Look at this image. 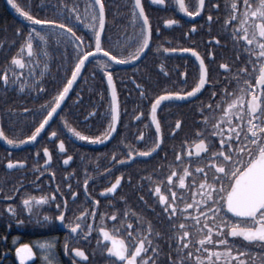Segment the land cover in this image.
Here are the masks:
<instances>
[{
    "label": "snow or ice",
    "instance_id": "obj_1",
    "mask_svg": "<svg viewBox=\"0 0 264 264\" xmlns=\"http://www.w3.org/2000/svg\"><path fill=\"white\" fill-rule=\"evenodd\" d=\"M127 2L131 15L129 25L125 27H130L131 31L127 33L126 37L124 33H121L116 38L120 49L117 52L114 47H104L105 43L111 44L113 40L111 24L107 17L108 0H87L83 4V14H81V0H75L74 3L58 0L55 7L45 9L44 16L32 14L31 0H28L27 5H22L19 0H7L8 5L28 22V30L27 34L23 35L22 43L16 53L11 55L9 63L5 65L3 71H0V88L17 84L18 90L27 87L34 93L38 91L43 94L46 88L41 76L45 75V70L48 67L50 56L48 45L51 41H55L57 47L64 50L65 63L68 62L67 52L71 50L72 63L70 72L67 68L60 67V71L65 73L66 78L61 79L58 88L54 90V94L49 99L45 100L43 104L37 105L39 112L33 113V118L35 119L37 116L40 118L31 128L30 134L23 135L22 139L10 138L4 129L0 128V140H3L7 145H22L26 142L36 141L38 134L42 132V129H45L50 119L57 113L73 82L78 78L86 59L99 57L101 54L103 59L97 60V66L103 73V81L107 83V96L110 97V105L105 100L104 108L101 109L100 125L103 126L104 131L98 135H86L72 127L63 115L60 116V121L69 136H74L80 141L101 144L113 136L121 114L118 109L114 76L110 69L113 64L139 63L138 58L143 59L146 50L153 47L150 17L146 14L142 0H127ZM151 2L162 7H175L188 17L203 15L206 3L209 13L213 10L218 11L213 0H151ZM225 10L223 25L228 26L230 21L233 22L231 35L235 38L234 47L239 49L238 42L243 40L245 42L244 51L248 56L245 64L233 74V88L228 89L225 85L219 88L218 93L213 91L209 99L214 100L215 104L203 106L204 112L222 108V112L214 124L210 123L213 117L209 115L203 117V123L213 129L211 134L208 135L206 131H198L195 134L194 142L179 146V150H175V163L178 166L182 165V170L179 167H172L170 162V171L166 176L167 184L163 186L156 184L152 191L153 201L155 202L158 198V203L163 211L170 218L175 219L178 200L185 198L189 187L192 189L191 202L179 205V212L188 223L181 221L178 227L175 224L170 225L172 234L168 237L169 247L171 248V242L174 240L175 257L169 254L167 264H264V0H255V2L243 0L242 4L237 0H230V2L226 0ZM49 12L53 13L51 17L48 16ZM212 20L213 17L209 14L204 21L209 24V32H211ZM162 23L168 26L179 24V21L165 18ZM81 26L88 30L86 35L77 34ZM50 29L51 31H49ZM190 29L195 32L197 25L192 23ZM20 31V28L16 29L17 34ZM105 31L108 32L107 36L104 35ZM156 32H160L159 27L156 28ZM183 36L187 38L189 31H185ZM208 39L209 42L217 41L215 35H209ZM160 49L164 53H187L194 57V79L189 84L186 71L181 70L178 83L186 85L187 90H184L183 87L170 90L176 86L177 82H173L172 85H165V88L158 94H153L151 87L146 90L144 84H137V88L140 89L138 99L141 101L150 99V104L147 105V117L151 123L149 125L146 120L143 126L144 130L139 135L134 133V143L124 145L129 150L126 156L122 155L120 160L115 161L117 165H121L125 161L131 162L134 157H149L150 154L159 151V147L162 145V125L158 121L157 115L158 106H162V102L172 104L175 101L193 98L205 87L206 83L211 82L212 71L231 70L230 65L225 62L219 63L218 69H214L210 63L206 64L196 47H165L161 43L153 51L159 52ZM25 52L28 54V59L26 62H22L20 57ZM37 52L39 56L36 55ZM207 57L209 60L214 58L211 48L207 52ZM236 59L239 60V55ZM30 65L39 66L40 75L32 72L29 77L27 70ZM156 67L161 68L162 72L164 71L162 65H156ZM22 73L24 75L21 79ZM253 77L254 82H251ZM37 82L40 84L39 89L36 87ZM133 83L136 82L133 81ZM212 87H216V85L213 84ZM98 95L102 99L105 98L103 92ZM139 106L143 108V104ZM196 110L201 112V107ZM21 111L27 113L28 110L22 109ZM88 115L91 116L92 113L90 112ZM138 117H142L141 111H136L131 119L137 120ZM222 122L224 127L228 128L227 138L222 130H215ZM181 126L180 119L175 120L174 126L168 125L173 133L177 132ZM149 127L155 129L154 139L151 138L152 134L147 131ZM57 135H63V131L47 132V137L55 140V147L63 156V164L67 165L72 158L70 155L64 154L67 141L56 139ZM211 137H218L219 148L210 151L209 154L208 149L213 147ZM145 141L149 142L148 147L144 149L134 147L135 143H144ZM119 143L124 144L123 134ZM42 151L43 168L50 170L49 148L45 146ZM202 154L206 163L195 167L193 173L192 165L185 163L184 160H191L193 156L200 157ZM33 155L34 158L40 159L35 153ZM113 157H110V161ZM14 166L24 167L25 160L7 159L6 167L12 169ZM33 167L37 171L39 170L36 165ZM156 167L159 169L161 165L158 164ZM104 174L109 175L107 168L104 169ZM201 174L203 175L201 176ZM87 175L84 184L88 183ZM148 179L151 180V177ZM189 180L191 181L190 185ZM197 180L199 191L196 190ZM121 181L122 175L116 174L115 179L100 189L101 194L112 193ZM64 188L71 192L73 199L77 197L78 193L72 191L69 185L65 184ZM58 190L54 189V191ZM167 193H171V196L169 197ZM84 195L87 199V189H85ZM120 199L123 200L124 197ZM140 199L143 200V197ZM54 200L56 197L50 194L26 195L21 203L24 206L23 211L31 213L33 207L38 209L39 205ZM66 204L67 201H65L64 207L58 205V214L54 218L56 221L64 223ZM91 205L92 213H95L97 201L92 199ZM6 210L15 215L13 206L6 205ZM86 211L78 212L72 221L64 223V227L71 233L78 234L77 238H79L78 230H82V224L77 221L85 218ZM129 212L130 209L124 212L122 222L127 221ZM116 215L117 210L114 209L112 216ZM100 216L101 220L97 222L100 226L98 227L96 249H99L102 254H107L105 264H159L157 256L161 253L158 246L154 245L149 237L151 235L158 237L161 233L153 234L150 225L143 230L137 227L134 232L131 230L132 224L128 225L127 233H122L121 228L104 226V213H100ZM112 216H109L108 219L111 220ZM50 219L52 218L45 214L39 218L38 222L46 224ZM201 220H203L202 225L200 224ZM87 224V231H82L84 238H89L88 231H92L94 228L91 219L87 220ZM189 224H192V231L185 230ZM197 229L199 238L193 241L191 236ZM100 241L104 243H100ZM249 245L257 246L262 251L259 253L252 251ZM40 247L45 250L41 254L42 264H59L50 242L41 243ZM64 247L65 253L69 254L67 242ZM148 247H151L150 253L147 251ZM32 255L33 251L29 244H19L15 248V257L19 264H25V261ZM71 255L81 258L80 264H87L86 253L82 248L72 247ZM72 264H77L74 258Z\"/></svg>",
    "mask_w": 264,
    "mask_h": 264
},
{
    "label": "flooded vegetation",
    "instance_id": "obj_2",
    "mask_svg": "<svg viewBox=\"0 0 264 264\" xmlns=\"http://www.w3.org/2000/svg\"><path fill=\"white\" fill-rule=\"evenodd\" d=\"M33 0H31V8H33ZM38 9L45 14V9L55 7L58 0H34ZM1 2L4 3L3 7ZM22 5H27L28 0H19ZM68 2H75V0H65ZM87 0H81V14H83V4ZM217 5V10L211 13L207 10V3L204 9V14H198L196 17H188L180 13L175 7H162L155 5L151 0H142L146 9V14L150 17L152 48L146 50L143 59L138 58L139 63L131 62L127 64H113L110 71L114 76V86L117 92L118 109L120 117L118 119V127L113 136L108 141L101 144H92L86 141H80L74 136H69L63 123L60 121V116L63 115L67 122L82 134L91 135L99 134L104 131L101 122V109L104 108L105 100L110 105V97L107 96V83L103 81V73L97 66V60L103 59L102 54L99 57H90L85 61L78 78L73 82L72 87L66 94L57 113L45 129L38 134V139L31 143H24L22 145H7L0 140V262L11 261L17 264L15 257V248L19 244H29L33 251L26 264H31L37 254L41 257L44 249L40 247L41 243L50 242L52 249L56 255L59 264H72L73 258L80 264L81 258H75L71 255L72 247H80L86 253L87 264H105L106 253H101L96 249L98 241V227L97 222L101 220L100 213H104L103 223L108 228H121L122 233L129 231L128 225L132 224V231H136L139 227L143 230L147 226H151L152 233L159 232L160 236L151 235L152 243L159 248L160 255L157 256L159 264H167L168 256L171 254L175 257V241L171 242L169 247L168 237L172 234L171 224L177 227L181 221L188 223L182 214L179 212V205L191 202L192 189L189 187L185 198L178 200L177 215L175 219L170 218L167 213L163 211L158 203V198L154 202L152 191L156 184L166 185V176L169 174V164L172 167H179L182 170V165L178 166L175 163V150H179V146L192 143L196 139L198 131H206L208 135L213 129L203 123V117L209 115L213 117L210 123L214 124L216 118L220 116V110L203 111V106H211L215 104L214 100H210L213 91L219 92L220 87L227 86L228 89L233 88V74L245 64L248 56L244 51V41L240 40V48L234 47L235 38L231 35V27L233 22L230 21L228 26L223 25V20L226 15L225 2L226 0H213ZM230 2V0H228ZM242 4L243 0H237ZM255 2V0H250ZM0 7L4 14H0V18L5 19L6 22L1 23L2 30L14 32V20L27 21L20 19L11 8L7 5V0H0ZM107 17L111 24V31L113 33V40L111 44L105 43L104 47H114V50L119 52V45L117 44V37L124 33L131 31V28H126L129 25V17L131 15L128 11L127 0H108L106 5ZM8 10L10 11L8 13ZM212 15L211 32H209V24L204 23L206 16ZM41 13L38 14V16ZM52 12L48 13L51 17ZM15 18V19H14ZM165 18H172L179 21V24L165 26L162 21ZM195 23L197 30L192 32L190 25ZM0 26V28H1ZM160 28V32H156V28ZM21 35L27 34V28H21ZM227 29V30H226ZM51 31V29L49 30ZM87 29L82 26L77 34L86 35ZM189 31V36L185 38L183 33ZM18 34V35H19ZM105 31L104 35L107 36ZM209 35H215L217 41L209 42ZM243 35V33H240ZM22 43V42H21ZM18 42L9 43L8 51L11 55L16 53L17 48L20 47ZM163 43L165 47L175 46H191L196 47L201 53L202 58L205 59L206 64H211L214 69L219 68V63L225 62L230 65V71L219 70L211 72V82L206 83L205 87L196 94L193 98L175 101L172 104L162 102V106H158V121L162 125V145L159 151L150 154L149 157H134L131 162L125 161L121 165H117L115 161L120 160L122 155H127L129 150L124 145H132L134 143V133L139 135L144 130L145 121L150 120L147 117V105L150 104V99L141 101L140 89L137 84H144L147 90L151 87L153 94H158L160 90L165 88V85H172L177 82L175 87L170 90H177L183 87L187 90L186 85H180L179 71L184 70L188 76V83L193 79V64L194 57L187 53H164L162 49L159 52L153 51L159 44ZM211 48L214 52V58L209 60L207 52ZM49 60L48 67L45 70V75L41 76L46 90L43 94L32 92L25 87L23 90H18L17 84L0 88V109L2 116L0 119V128H3L10 138H23V135L30 134L31 128L38 122L39 116L33 118V113L39 112L37 105H41L45 100L49 99L54 94L65 77V73L60 71L63 66L70 72L72 63L71 50L67 52L68 62L65 63L64 50L58 48L55 41H51L48 45ZM39 56V53H36ZM239 55V60L236 59ZM22 62L28 59L27 52L21 55ZM9 63V58L1 65L4 70L5 65ZM156 65L163 66L161 68ZM186 65V67H185ZM15 67V66H13ZM198 68V65H197ZM108 70V69H106ZM29 77L32 72L40 75L41 69L39 66L30 65L28 70ZM167 73V75H165ZM24 73L21 74V79ZM135 81L136 83H133ZM251 82H254V77ZM215 84L216 87H212ZM37 89L40 84L37 82ZM8 88V91L5 89ZM3 90V92H1ZM103 92L104 99L98 93ZM16 103H13L14 100ZM143 104V108L139 105ZM201 107V112H197V108ZM22 109H27V113L22 112ZM14 110V111H13ZM94 110V111H93ZM136 111H141L142 117L137 120H132L131 116L135 115ZM6 112V113H5ZM92 113L91 116L88 113ZM180 119L182 126L175 133L171 132L169 124L175 125V120ZM234 119V117H233ZM63 131V135H57L56 139L66 140V147L64 154L70 155L72 158L68 164H63V156L59 154V149L55 147V140L47 137L48 131ZM216 131H223L227 138L228 128L224 127L223 122ZM152 134L154 139L155 129L149 127L147 129ZM123 134L124 144H120ZM213 147L208 149V153L212 150H218V137H211ZM48 147L51 159L48 161L50 170L43 168V147ZM149 146V142L135 143L134 147L144 149ZM115 156L113 157V153ZM36 154L40 159L34 158ZM110 157L113 159L110 161ZM23 159L25 160L24 167L14 166L12 169L6 167L7 159ZM185 163L192 165L191 171L200 166L201 163H206V159L202 154L200 157L193 156L191 160H184ZM161 165L158 169L156 166ZM36 165L38 171L34 169ZM109 170V175L104 174V169ZM67 174V175H66ZM90 174V175H87ZM116 174L122 175V181L112 193L101 194L100 189L106 187L111 180L115 179ZM88 178V183L84 184V179ZM203 174H201L202 176ZM151 177V180L148 178ZM187 179V178H186ZM189 185L191 181H188ZM69 185L72 191L78 193L76 198L71 197V192L64 188V185ZM54 189H59L54 191ZM87 189V199L84 191ZM198 189V180L197 187ZM50 194L55 196L56 200L49 203L39 205L36 209L33 207L31 213L23 211V204L21 200L26 195H45ZM170 197L171 193H167ZM63 197V199H61ZM124 197L123 200L120 198ZM143 197V200L140 199ZM97 201V211L92 213L91 201ZM66 204V214L64 216V223H68L76 217L80 211H86V216L83 220L77 221L82 224V230H78V234H73L64 227V223L56 221L54 218L58 214L57 207ZM6 205H11L15 209V215L10 214L6 210ZM117 210V215L112 216L113 210ZM130 209L127 221L122 222L124 212ZM202 211V209H201ZM45 214L49 215L50 219L46 224L38 222L39 218ZM112 216L109 220L108 217ZM91 219L94 224L92 231H88V237L84 238L82 231H87V220ZM19 221V223H18ZM195 223L194 221L192 222ZM203 224V220L200 221ZM185 230L192 231V224ZM199 238V230L193 232L191 240ZM37 239V240H36ZM65 242L68 245V253H65ZM100 243H104L100 241ZM252 251L259 253L262 251L257 246L249 245ZM93 249H96L93 251ZM151 252V247L147 248ZM195 254V249L193 248ZM42 258V257H41Z\"/></svg>",
    "mask_w": 264,
    "mask_h": 264
},
{
    "label": "trees",
    "instance_id": "obj_3",
    "mask_svg": "<svg viewBox=\"0 0 264 264\" xmlns=\"http://www.w3.org/2000/svg\"><path fill=\"white\" fill-rule=\"evenodd\" d=\"M35 1L33 0L32 3H33V8H31V11H32V14L34 15H38L39 13H41V15L39 16H43V13L38 9V7L36 6V4L34 3ZM1 5L3 7L4 6V3L1 2ZM10 11L8 10V13ZM0 14H4V12L2 11L1 7H0ZM15 19V18H14ZM6 18L3 19V18H0V26H1V23L3 22H6ZM15 23V28H14V32H8V30L10 31V29H6V30H2V26L0 28V70H2V67L1 65L5 63V61H7L8 58H10V53L8 51V48H9V43L11 42H18L21 43L22 42V37L23 35L21 34H17L16 33V29L17 28H24L26 27L28 29V24H25L24 21H19V20H14ZM22 31V29H21ZM20 31V32H21ZM5 91H8V88L5 89ZM3 92V90L1 91ZM4 100L2 99L0 102H3ZM17 100L15 99L13 101V103H16ZM6 113V112H5ZM6 116L1 114V109H0V119L2 120V118ZM37 240V239H36ZM0 264H13L11 261H3V262H0ZM31 264H42V258L39 256V254H37L35 260L31 263Z\"/></svg>",
    "mask_w": 264,
    "mask_h": 264
},
{
    "label": "rangeland",
    "instance_id": "obj_4",
    "mask_svg": "<svg viewBox=\"0 0 264 264\" xmlns=\"http://www.w3.org/2000/svg\"><path fill=\"white\" fill-rule=\"evenodd\" d=\"M13 10H14V9H13ZM14 12H15V11H14ZM15 14H16L20 19L24 20V19H23L22 17H20L19 14H17L16 12H15ZM29 259H30V258H29ZM29 259H27L26 261H28ZM26 261H25V262H26Z\"/></svg>",
    "mask_w": 264,
    "mask_h": 264
},
{
    "label": "water",
    "instance_id": "obj_5",
    "mask_svg": "<svg viewBox=\"0 0 264 264\" xmlns=\"http://www.w3.org/2000/svg\"><path fill=\"white\" fill-rule=\"evenodd\" d=\"M7 5H8V3H7ZM75 258H77V259H78L79 257H75ZM17 264H19V262H18ZM25 264H26V263H25Z\"/></svg>",
    "mask_w": 264,
    "mask_h": 264
}]
</instances>
